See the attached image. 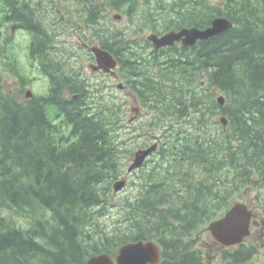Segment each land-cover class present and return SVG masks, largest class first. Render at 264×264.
<instances>
[{"label":"trees","instance_id":"1","mask_svg":"<svg viewBox=\"0 0 264 264\" xmlns=\"http://www.w3.org/2000/svg\"><path fill=\"white\" fill-rule=\"evenodd\" d=\"M106 1L72 0L86 11L88 34L115 56L118 74L133 80L140 104L151 112L142 131L156 130L161 143L146 172L132 181L133 194L112 197L128 161L119 126L123 104L69 101L61 96L64 83L58 95L19 99L21 88L9 94L2 75H22L15 52L21 45L10 41L5 52L1 46L0 264H84L138 240L160 246L161 264H199L196 232L246 189L264 191V0H108L111 12L125 16V26L107 17V9L97 12ZM37 8L0 0V26L15 23L30 35L31 55L40 54L39 45L47 47L40 56L47 58L54 34ZM219 15L233 27L193 47L142 57L137 40H126L130 29L205 28ZM104 20L112 24L110 40L96 31ZM2 54L12 56L11 65ZM148 57H168L174 74L155 73L157 63L148 64ZM217 94L224 97L222 107ZM189 114L198 121L186 122ZM217 114L226 117V131Z\"/></svg>","mask_w":264,"mask_h":264},{"label":"flooded vegetation","instance_id":"2","mask_svg":"<svg viewBox=\"0 0 264 264\" xmlns=\"http://www.w3.org/2000/svg\"><path fill=\"white\" fill-rule=\"evenodd\" d=\"M23 1L27 3V7L29 9L37 8L36 3L38 2L39 8L35 10L36 13H40L39 11L48 4L46 0H44V3H42L41 0ZM53 1L61 3L64 0ZM51 6L55 9L60 7L57 4ZM74 6L81 11L79 15L83 20H85L86 11L82 10L81 6ZM52 7L47 8L49 9V11H51L50 9ZM104 8L106 9L107 7ZM98 13L101 14V11H99ZM49 24H52L60 29L58 34L66 36V38L64 39L66 48L62 50L63 54H61L63 58L61 60L58 57L57 59H44V61L38 60L36 59L37 55H35L34 57L31 56L30 45L28 46L27 55L25 56L26 60L28 61V63L25 64L28 66L29 70L32 73L37 74V76H33V79H39V74L42 78L41 84L44 85V89L47 87V93L50 94L54 91L55 94H57L55 89H60L61 84L64 83L66 84V87L62 91L63 93L61 96H63V98L70 96V92H72L75 88V93L71 98L76 99L79 96H84L89 93L88 86L94 84L102 89V94L104 96L115 97L117 95L116 93H114V84L116 81H121L124 85L121 94L132 93V90H130V87L128 85L129 82L124 78L117 76L118 79L115 81L114 78H111L110 75L104 73L102 70L94 69L93 66H95L96 64L94 61V57L93 55L88 53L87 50V46L90 43L89 40L91 39V37L88 33H86V27L80 25L75 26L76 23L67 20L66 17L63 20H59L58 22L51 20ZM103 24L104 30H107V21H104ZM15 27L16 26L14 24H11V26L9 27L10 32L6 35H12V32L16 30L14 29ZM139 32L141 33L142 30H140ZM3 38L4 35L0 34V41H2ZM36 50L42 52L45 51V48L37 46ZM154 53L156 52L150 49L149 55L153 56ZM40 55L41 53L38 54L39 57ZM165 62L168 63L167 60L163 61V63ZM136 63L140 64L141 62ZM152 63H157V60H153ZM144 68L147 69V67ZM29 80H31V77ZM75 81H83V83L86 85L84 86V84H81L82 86H78L77 83H73L74 88L68 85L69 83L72 84V82ZM77 88L78 90H76ZM134 110L135 109H133V111ZM133 123V120H129V126H131ZM193 240L195 241V245H198V247H195V250H200L199 264H264V208H261V211L259 210V212L256 213V218L252 221V224L250 226V233L246 238L244 245H239L236 247L224 246L214 241L208 235L202 237L198 234ZM158 263L160 264V262Z\"/></svg>","mask_w":264,"mask_h":264},{"label":"water","instance_id":"3","mask_svg":"<svg viewBox=\"0 0 264 264\" xmlns=\"http://www.w3.org/2000/svg\"><path fill=\"white\" fill-rule=\"evenodd\" d=\"M231 24L225 19H217L212 22V26L203 31L196 29L182 30L179 33L170 32L161 38L152 35L148 38L157 49L162 46L171 45L174 41L180 40L183 37V42L192 45L196 40H204L211 36L221 33L222 31L230 28ZM96 56V62L99 68L107 70L115 66V60L107 51L92 49ZM26 97L30 96L27 92ZM218 101L222 104L223 98L219 97ZM222 124L225 120L220 118ZM151 149L138 151L135 155L133 164L128 171L141 165L144 157L148 155ZM124 181H117L113 188L114 192L122 189ZM250 212L247 207L242 203H235L225 215L217 221L212 222L208 229L212 236L224 245L238 244L242 242L243 238L247 236L250 222ZM159 259V249L153 242H136L126 244L119 248L118 254L113 261L107 254L94 256L85 264H153Z\"/></svg>","mask_w":264,"mask_h":264},{"label":"rangeland","instance_id":"4","mask_svg":"<svg viewBox=\"0 0 264 264\" xmlns=\"http://www.w3.org/2000/svg\"><path fill=\"white\" fill-rule=\"evenodd\" d=\"M46 2L47 3H51L52 2V0H46ZM63 6H65V7H67L68 5H63ZM47 7H52L50 4H47V5H45L41 10H42V12H40L39 13V16L40 17H42V19L45 17V15L49 12V9L47 8ZM51 11L53 10V7L50 9ZM165 12L168 14V12H170V10L169 9H167V8H165ZM71 20H78V17H75V16H73L72 18H71ZM153 21H152V24L154 25V26H160V24H159V21H158V18L156 17H153V19H152ZM108 22V26H107V28H111L112 27V24L109 22V21H107ZM8 33L10 32V29L7 31ZM59 33V32H58ZM58 36V34L57 33H54V37H57ZM12 38H13V35H10V36H8V39L13 43V40H12ZM59 43H62L61 41H62V38L61 39H58L57 40ZM14 43H18L19 45H21V47H24V45L26 44V42H25V40L21 37V36H19V37H17L16 38V40L14 41ZM8 46H9V43H8ZM8 46H5V44H4V49H3V52H5L6 51V47H8ZM63 46V44H60V47H62ZM20 46H18V45H16V47H15V52H16V54H17V58L19 59V61H20V63H22L21 64V66H22V75L20 74V77H24V78H30V77H33V76H37V74L36 73H32L30 70H29V68H28V66L26 65V64H24L25 63V55H26V51L25 50H23L22 48H21ZM5 54H2V57L4 56ZM4 58L8 61H6L5 60V62L6 63H10V65L12 64L11 63V60L13 61V59H12V56L11 57H9V55L7 54L6 56H4ZM151 58H147V62H151ZM28 62V61H27ZM38 76H39V80L38 81H34V82H32V85H31V90L33 91V92H39V91H42L43 89H42V84H41V80H42V78L40 77V75L38 74ZM18 77H16V76H9V77H6V79H5V83H4V87L6 88V90H11L14 86H16V84H17V82H18V79H17ZM14 81H16L15 83H14ZM79 83H81V84H84L83 83V81H79ZM86 84H84V86H85ZM92 85H94V84H92ZM78 87V86H77ZM79 88V87H78ZM119 100H121V96H120V94H117V96H116ZM129 114H130V117H133L134 115H133V113H131V112H129ZM192 119H197V116H194V115H192L191 117H190V120H192ZM186 120V122H190V120H188V119H185ZM197 121V120H196ZM140 122V120H137V123H139ZM154 132V134H152V135H156V136H159L158 135V133H157V131L155 130V131H153ZM160 138V137H159ZM126 165V164H125ZM146 165V164H145ZM149 165V164H148ZM147 165V166H148ZM149 167V166H148ZM148 167H144L142 170H138V171H136V172H134V173H138V174H142V173H145L146 172V170H147V168ZM126 168V167H125ZM125 168H124V171H125ZM133 188H134V186H133V184H131L130 183V186L129 187H127L124 191H123V196H130V195H132L133 194V192H134V190H133ZM145 191H143L142 193H144ZM242 196V197H241ZM241 196H239L240 198V200H242V202H244V203H246V202H249L250 200L251 201H253V203H258L260 206L264 203V191L262 190V189H254V190H248V191H246L243 195H241Z\"/></svg>","mask_w":264,"mask_h":264},{"label":"bare ground","instance_id":"5","mask_svg":"<svg viewBox=\"0 0 264 264\" xmlns=\"http://www.w3.org/2000/svg\"><path fill=\"white\" fill-rule=\"evenodd\" d=\"M108 0H107V3H106V6H103V7H101V8H99V6H98V10H97V12H99L100 10L101 11H103L102 10V8H104V7H107L106 9H109L110 7H109V5H108ZM39 12H42V10H40ZM97 17V16H96ZM104 21H107V20H104ZM103 21V22H104ZM103 22H102V24L96 29V31H97V33H99V35H101L102 37H106L107 39L106 40H110V30H111V28H106L107 30H104V24H103ZM108 23V22H107ZM15 24V23H14ZM16 25H19L20 26V24H16ZM108 26V25H107ZM22 27V26H21ZM105 34V35H104ZM108 34V35H107ZM37 46H39V45H37ZM47 49V47H45V50ZM37 51V50H36ZM37 52H39V53H43L44 51H42V52H40V51H37ZM150 58V57H149ZM152 61L153 60H151V62H147L148 64H152ZM76 90H78V88L76 89ZM76 92H78V91H76ZM69 101H71V98L69 99ZM192 115H194V116H197V115H195V114H192ZM192 115H186V117H184L185 119H188V120H190V117L192 116ZM218 115V114H217ZM216 115V116H217ZM197 121H198V117H197V119H196ZM185 151V150H184ZM192 162V161H191ZM146 164V165H145ZM148 164L147 163H144V164H141L140 166H138V167H135V168H133V170H132V172L134 173V172H136V171H138V170H142L144 167H148L147 166ZM190 167V166H189ZM161 169V168H160ZM163 169V168H162ZM168 170V169H167ZM162 171V170H161Z\"/></svg>","mask_w":264,"mask_h":264}]
</instances>
